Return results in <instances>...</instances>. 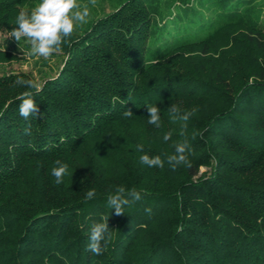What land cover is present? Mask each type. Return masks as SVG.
<instances>
[{
	"label": "trees",
	"instance_id": "obj_1",
	"mask_svg": "<svg viewBox=\"0 0 264 264\" xmlns=\"http://www.w3.org/2000/svg\"><path fill=\"white\" fill-rule=\"evenodd\" d=\"M39 3L0 0V32ZM79 3L93 17L41 81L43 116L18 111L28 89L14 81L32 76L0 73V264H264V0ZM4 42L0 63L15 59ZM172 104L192 113L190 169L166 159L185 138ZM57 160L69 166L59 185ZM118 186L146 193L124 215L107 206ZM105 215L113 239L97 256L90 227Z\"/></svg>",
	"mask_w": 264,
	"mask_h": 264
},
{
	"label": "clouds",
	"instance_id": "obj_2",
	"mask_svg": "<svg viewBox=\"0 0 264 264\" xmlns=\"http://www.w3.org/2000/svg\"><path fill=\"white\" fill-rule=\"evenodd\" d=\"M92 2L94 3L95 0H92ZM89 16V7L79 3V0H40V3L33 9L19 11L14 21L15 27L9 31L6 38H14L19 45L21 42L27 43L28 50L23 53L29 58L42 57L50 59L62 51L79 28L87 23ZM14 84L28 89L16 98L20 101L18 105L20 116L25 120L30 117L37 119L38 116H43L34 100V95H39L43 90V83L35 79L17 77ZM146 110L148 124L160 128L161 109L157 105H149L146 106ZM169 113L173 121L181 122L179 135L185 138L174 145V154L166 155L167 162L173 170L181 165L190 169L193 166L189 159L191 147L186 138V130L188 128L187 122L192 113L182 111L176 104L169 107ZM123 115L132 117L133 112L128 109L124 111ZM26 134H30L27 129ZM171 136L172 133L167 132L162 139L167 142L171 139ZM135 150L143 152L144 145L137 144ZM139 160L141 164L149 168H163L165 163L160 155L149 156L143 154L139 157ZM55 163L56 166L51 169V175L55 178V183L59 185L64 182V177L69 174V166L59 160ZM196 175L197 173L193 176ZM143 195H146V193L142 194L136 188L118 186L114 192L108 194L106 198L107 206L112 210L114 209L116 215H124L125 208L142 200ZM95 197V189L90 188L85 199L92 200ZM146 211L150 213L151 209H146ZM108 222L109 216L105 215L100 217L99 222L93 223L90 227L88 250L94 255H102L107 249L108 243L113 239L114 231L109 228Z\"/></svg>",
	"mask_w": 264,
	"mask_h": 264
},
{
	"label": "rangeland",
	"instance_id": "obj_3",
	"mask_svg": "<svg viewBox=\"0 0 264 264\" xmlns=\"http://www.w3.org/2000/svg\"><path fill=\"white\" fill-rule=\"evenodd\" d=\"M37 4H35L36 6ZM102 9H99V13H106L110 10L108 3L105 1L101 4ZM99 8V7H97ZM90 10V9H89ZM93 15L90 13L88 18H92ZM8 33L0 32V44H4V41H9V49L15 55V59L0 63V73L10 72H23L32 76L35 80L41 82L45 77L54 75L58 66L60 65L61 56L60 54L55 55L50 59H44L42 57H27L23 52H27L28 45L25 42H21L20 45L14 38L8 37ZM208 170L206 167H201L199 173Z\"/></svg>",
	"mask_w": 264,
	"mask_h": 264
}]
</instances>
